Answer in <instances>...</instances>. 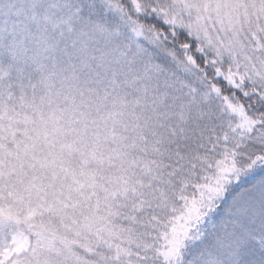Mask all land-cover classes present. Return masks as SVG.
<instances>
[{
	"label": "snow or ice",
	"instance_id": "obj_1",
	"mask_svg": "<svg viewBox=\"0 0 264 264\" xmlns=\"http://www.w3.org/2000/svg\"><path fill=\"white\" fill-rule=\"evenodd\" d=\"M0 264H264V0H0Z\"/></svg>",
	"mask_w": 264,
	"mask_h": 264
}]
</instances>
